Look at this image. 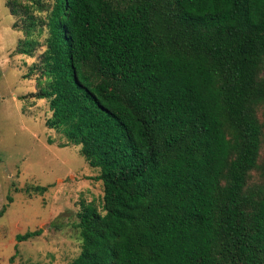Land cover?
Returning <instances> with one entry per match:
<instances>
[{"label": "trees", "instance_id": "trees-1", "mask_svg": "<svg viewBox=\"0 0 264 264\" xmlns=\"http://www.w3.org/2000/svg\"><path fill=\"white\" fill-rule=\"evenodd\" d=\"M6 7L16 54L42 49L30 98L102 185L65 264H264V0Z\"/></svg>", "mask_w": 264, "mask_h": 264}, {"label": "rangeland", "instance_id": "rangeland-1", "mask_svg": "<svg viewBox=\"0 0 264 264\" xmlns=\"http://www.w3.org/2000/svg\"><path fill=\"white\" fill-rule=\"evenodd\" d=\"M6 2L0 0V264H65L80 251V205L97 201L102 185L78 146L59 147L65 140L45 124L47 102L30 98L38 78L24 76L42 49L32 58L16 54L24 34L13 28ZM37 230L38 237L16 240Z\"/></svg>", "mask_w": 264, "mask_h": 264}]
</instances>
